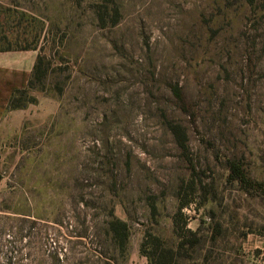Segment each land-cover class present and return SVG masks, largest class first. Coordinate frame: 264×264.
I'll return each instance as SVG.
<instances>
[{
  "label": "rangeland",
  "instance_id": "rangeland-1",
  "mask_svg": "<svg viewBox=\"0 0 264 264\" xmlns=\"http://www.w3.org/2000/svg\"><path fill=\"white\" fill-rule=\"evenodd\" d=\"M0 48V264H264V0H0Z\"/></svg>",
  "mask_w": 264,
  "mask_h": 264
},
{
  "label": "crops",
  "instance_id": "crops-1",
  "mask_svg": "<svg viewBox=\"0 0 264 264\" xmlns=\"http://www.w3.org/2000/svg\"><path fill=\"white\" fill-rule=\"evenodd\" d=\"M36 57L34 50L0 51V119L6 113L12 93L28 87Z\"/></svg>",
  "mask_w": 264,
  "mask_h": 264
},
{
  "label": "trees",
  "instance_id": "trees-1",
  "mask_svg": "<svg viewBox=\"0 0 264 264\" xmlns=\"http://www.w3.org/2000/svg\"><path fill=\"white\" fill-rule=\"evenodd\" d=\"M6 50H12V49H10V48H7V49H2V48H0V51H6ZM34 70H35V72H36L37 67H35ZM32 82H33V79L31 78L30 81H29V87H31ZM15 92L23 93V92H25V89H24V90H16ZM12 98H13V97H12ZM11 101H12V99H11ZM11 101H10V105H11L12 107H18V105H17L16 103L11 102ZM117 222L119 223V225H121V226H123V227L126 228V224H125L124 222L119 221V220H117ZM114 230L119 231V227L117 226V228L114 229ZM125 237H126V235H125V234H122V240H123Z\"/></svg>",
  "mask_w": 264,
  "mask_h": 264
}]
</instances>
